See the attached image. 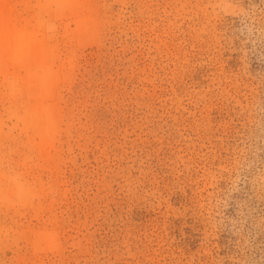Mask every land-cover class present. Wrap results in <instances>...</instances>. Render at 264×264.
<instances>
[{"label": "rangeland", "instance_id": "rangeland-1", "mask_svg": "<svg viewBox=\"0 0 264 264\" xmlns=\"http://www.w3.org/2000/svg\"><path fill=\"white\" fill-rule=\"evenodd\" d=\"M0 264H264V0H0Z\"/></svg>", "mask_w": 264, "mask_h": 264}]
</instances>
